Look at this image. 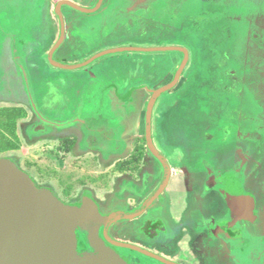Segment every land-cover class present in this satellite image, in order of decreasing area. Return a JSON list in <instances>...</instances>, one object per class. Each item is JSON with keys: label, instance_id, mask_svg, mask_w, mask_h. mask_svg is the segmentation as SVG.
I'll return each instance as SVG.
<instances>
[{"label": "rangeland", "instance_id": "1", "mask_svg": "<svg viewBox=\"0 0 264 264\" xmlns=\"http://www.w3.org/2000/svg\"><path fill=\"white\" fill-rule=\"evenodd\" d=\"M239 2H245V6H242V9H246L247 14H251L256 11L255 7L257 5L261 7L263 0H240ZM42 3L39 0H0V93H2L3 88H7L6 93L15 95L14 91L18 100H20V102L15 100L4 102L0 99V106L19 105L21 106L19 108L26 111V119L22 123L24 136H22V141L20 140L19 142L20 152L6 155V147H9L6 139H11L14 142L15 130L11 124L6 127L3 118L5 116L3 115L4 111L0 110V159L11 161L19 170L30 176L38 191H50L61 202L67 203L68 200L63 195L65 194V184H74V182L79 180L77 177H82L80 180H98L101 176L106 177L112 173L114 174L116 170L114 169L115 172L113 171V164L117 159H124L128 155V150L126 149L125 152H122V155L110 156L109 161L103 163V166H99L98 170L101 174L89 175L87 174L91 171L89 166L84 168L85 173L78 170L79 167L77 165L73 166V162L68 168L69 166L66 167L64 161H59L55 154L51 152V148L54 146L53 144L51 145L50 141L54 142L56 135L48 132H34L33 129H30L31 133L27 135L26 128L32 127L36 118L28 112L29 102L23 92L24 89L20 83L16 82L20 76L13 65L11 56L12 45L19 42V40L23 41L24 45L20 46L19 51L27 63L38 105L43 112L50 113L53 119L61 120L65 118L63 115H69L67 114V109L69 108L66 105L68 103L66 101L69 99L72 105H75L79 100L88 103L92 97L105 96V94H123L128 86L137 82L154 85L156 80L152 73H148L147 70L142 74L140 63L129 61L133 60V56L139 54L134 52L120 54L116 59L115 56L106 57L103 61L96 62L95 67L91 68L96 71L98 81H90L88 75L81 70L67 72L50 67L47 61L53 43L50 44L45 39L47 28H49L47 20L50 21V19L46 18L49 15V8L47 7L48 2ZM78 3L77 7L74 6V3L69 5L73 11L67 7L62 8V11L66 12H64L62 17H68V13L74 14L78 10H81L83 14L76 16L74 19H68V40H70V44L66 43L65 45L67 46V51L55 56V60L59 63L68 65L86 63L93 57L112 49H147L145 46L149 45L144 43L149 40L160 47L170 42L169 38L165 39L160 35L161 32L168 30L164 21L169 24L175 21L176 24L173 29L176 30L180 26H177V22L182 17L180 15L181 12L178 9L175 10V7L171 5L168 13L161 11V9L155 12L154 19L150 24L146 21V17H141L138 13L130 17L123 14V12L126 14L127 7H130L132 2H123L122 0L105 2V5L108 4L110 9L109 11L104 9L101 13L97 11L100 7L99 4L95 7H89L94 2ZM190 4L186 8L188 12L192 10L193 4L191 2ZM216 4L204 3L200 5L205 10H208L210 7H216ZM200 5L195 4V10L197 9L200 12L202 10ZM113 7H117V12L113 11ZM119 10H121V13H119ZM227 10L232 11V9ZM238 12L240 11L238 10ZM224 13L222 15L225 17L232 15V13L226 15L225 10ZM119 14L123 17L119 18L117 16ZM188 14L190 15L191 13ZM51 18L59 25L56 15H51ZM217 18L219 23H221L222 19ZM187 31L188 28H183L178 29L177 32L183 37L181 38L183 40L182 44L190 48L194 62L200 66L203 60L206 62L210 61L214 67L206 68L205 66L203 68L200 66L195 69L192 76L191 71H187L184 75L185 79L190 78L191 80L193 78L194 81H183L178 88L176 87L168 92L157 103L155 108L153 139L161 150L160 152L170 161L174 174L169 191L166 193L168 199H164L163 202L164 214L162 215L164 218H170L175 229L179 232L177 234L178 237L172 243L174 252H178L180 248L181 253L187 254L192 258L199 255L202 257V263H210L212 261L214 264H236L229 259L230 253L220 246L221 239L219 236L215 237L214 246L210 251L202 249L201 254L197 255L195 252L196 246L193 245V242H199L203 234L198 232L197 218L200 217L203 221L209 217L216 218L220 207L224 206L219 199L220 194L218 191L211 195L204 194L206 181H212L211 183L216 186L218 184L214 182L216 179L219 181V186L217 185L216 187L217 190L222 186L225 188V184H227L232 186V190L242 192L245 197L248 196V199L251 200L253 205L245 206L242 209V213L247 214L248 216H246L249 217L250 214L256 215L257 212L256 217L259 220L256 218L257 220L254 223L256 225L253 226V229H249V233L257 234L259 232L256 243L264 248V237L259 239L261 235L264 236V226L263 229L260 226L256 230L258 223L264 224V214L258 213L259 207H264V145L260 146L250 143L242 140L241 137L238 139L237 134L234 132L228 137L226 134V130H230L228 129L230 126H236L243 132L250 131L253 126V119L258 114L259 108L251 96H246V94L241 96L238 92V94L231 93V95H236L229 96L224 90L225 88L220 84L222 63L218 58V54L212 53L210 55L207 53L209 51V39L204 37L196 39L194 36L195 32L193 34L191 31ZM34 32L37 33L35 36ZM28 33L30 34L28 35ZM191 33L194 37L191 36ZM39 34L42 36L40 40ZM61 35L60 30L58 36L60 37ZM3 47L5 50H2ZM2 51L4 52L2 53ZM150 54L153 56L154 62L167 60V55ZM140 102L135 108V112L132 115L133 118L128 120L121 138L127 148H132L133 146L142 147L140 154L145 157V162L138 166L139 171L132 170L133 172H128L126 168L118 172V174L116 173L117 177H120V184L122 182L131 183L132 179L130 177L133 178L132 183L136 182L138 184H130L131 187L129 189L133 188V191L129 192L131 190H126L129 194L121 193L119 205L124 206L126 209H132L140 205L149 192L152 191V188L156 186V182L150 180V163H148L150 159L148 155L146 156L147 150L145 148V119L148 103H143L142 100ZM86 106L88 107V105ZM98 106L104 107L99 104ZM82 108V111L87 112V110H90L84 106ZM103 109L107 112L106 107ZM11 114L13 115V113ZM3 126L5 127L3 128ZM70 130H59V132L68 133ZM177 153L179 160L181 159L180 161L177 158H173L174 154ZM179 153L185 154V157L181 158ZM247 155L248 157L250 155V163L247 169L244 171L245 168L243 166L241 167V169L243 168L242 170L239 168L240 171L238 173L231 171L234 166L238 167L245 159H248ZM260 162L261 167H258L257 170V164ZM208 165L214 168V172L209 171ZM216 170L222 172L220 174L224 176L226 182L223 181V177L222 180L216 176L219 173ZM122 175L126 176L121 177ZM160 177L161 175L157 180ZM110 185L107 187L108 185L104 184L106 191L109 190ZM240 197L236 196L235 198L240 200ZM232 198L235 200L234 196ZM177 204L181 207L178 208ZM159 205L160 202L156 203V206ZM183 210H185L184 212L187 211V214L194 212L190 219L185 217L183 218V224H179L176 222V215H182ZM176 211L179 213L175 214ZM159 212L157 209L156 211L153 210L151 214L160 215ZM203 213L207 217H204ZM129 225L130 223L123 224L122 227L115 230V233L113 232L114 235L121 239H128ZM261 251L255 252L254 250L248 253L243 260L249 261L250 264H264V250ZM261 253V259L253 261L254 255H261ZM175 255L173 253L168 256L176 258L174 257ZM240 256H243V254H240Z\"/></svg>", "mask_w": 264, "mask_h": 264}, {"label": "flooded vegetation", "instance_id": "2", "mask_svg": "<svg viewBox=\"0 0 264 264\" xmlns=\"http://www.w3.org/2000/svg\"><path fill=\"white\" fill-rule=\"evenodd\" d=\"M39 1L41 2V4H43L42 2H48L47 7L49 8L48 9L49 15L46 18L50 19V21L47 20V23L49 22V25H48L49 28H47V25H46V28L48 30L46 31L47 35L45 39H46V42L51 41V43H53L52 49L49 52L50 54L48 56V61H50V55H52V58L55 61V63H59L57 60H55V56H57V54H60L61 52H64L66 23L68 22V19L73 17L71 13H68L69 14L68 17H62L64 16L63 14L65 12V11L64 12L62 11L63 10L62 8L67 7L71 9L72 7L69 5L72 3H74L75 4L74 6L77 7L79 4L78 2H94V4H92V6H89V7H95L97 4H99L100 5L99 12L101 13L105 9V6H106L105 2H118V0H39ZM122 1L132 2L130 5V8H133L135 13H138L139 16L146 17L145 18L146 21H148V23L150 24L152 20L154 19L153 17L155 16L154 14L155 12L161 9V11H165V13H168L169 6L171 5L175 7V10L178 9V11L181 12L180 15L182 16L179 19V22H177V26L178 25L180 26H178L176 30L173 29V26L176 24L175 21L169 24L167 21L163 20L164 24L166 25L165 27H167L168 30H166V32H161L160 33L161 37H164L165 39L169 38L170 41H175V42L171 43L170 45H161L160 47L159 45L148 47V48H166V47L167 48H177V49H181L182 51L161 53L163 55H167V60H164L161 62L147 61L146 63L142 64L140 63L139 59L135 60L136 63H140V67L141 65L146 67L145 69L143 67L140 70L142 71V74L145 72V70H147L148 73L149 72L152 73V76L154 77L156 82L154 83V85L142 84V86L140 87L142 88L143 91L139 90L140 92L139 94L136 93L135 91L134 93H130L128 95V102L130 104L136 103V102H137L136 104H138L140 100H144L145 98H147L146 96H149L148 103H150L151 99L153 98V92L164 86H167L168 84H171L176 79V76L180 68L183 65L185 66L183 68V72L181 76L179 77V80L176 86H180L183 80V77L188 70H190L192 74V72L193 71L195 72V69L199 68L200 66L203 68L205 66L206 68L214 67V65L210 61L206 62L205 60H203L200 66L196 64V62H194V58L192 54L190 53V48H187L185 45L182 44L183 40H181V38L183 37H181V35H179L180 33L177 32L178 29H183V28H186V29L188 28L187 32L191 31L193 34L195 32L194 36L196 39L198 38V36L209 39V42H208L209 51L207 53H209L210 55L212 53L215 55L218 54V58L220 59V62L222 63V67L220 68L222 70L221 71L222 74L220 77L221 86L223 87L225 86L243 87L245 86L243 85V83H246L252 87L264 88V51L262 50V53H261V49H256L255 52L252 50H249L250 51L249 52L247 49L241 47V55H237L234 52V49H233L234 47L231 48L234 41L237 42L238 40H243L244 38L246 39V37L252 36L253 40H256V42L264 39V0L263 2H261V7L257 5L255 7L256 11L251 14H247L246 9H242V6H245V2H239L240 0H122ZM190 2L193 4V6H192L191 12L190 11L188 12V9L186 10V8H188V6L191 5ZM204 3H210V5L211 3L212 4L217 3L216 4L217 6L210 7L208 10H205L200 5ZM195 4L200 5L202 7V10L200 12L197 9L195 10L194 8ZM227 9H232V11H228ZM71 10L73 11V9ZM224 10L226 11V15L230 13H232V15H227L226 17L223 16L222 14H225ZM238 10L240 12H238ZM113 11L117 12V7H113ZM119 13H121V10H119ZM188 13H191V14L189 15ZM51 15H56L57 17L56 19L58 20V23H59L57 33L59 35L60 30H61V34H62L60 37L59 36L57 37V40H54V41H52L53 38L51 37L53 36L52 30L56 31V24L53 23V18H51ZM117 16L120 18L121 15L119 14ZM217 17L222 19L221 23H219V19ZM73 18H76V17H73ZM192 33H191V36H193ZM29 34L30 33H28V35ZM36 34L37 33L34 32V36ZM38 36H40L39 37V40H40L42 38L41 34H39ZM174 38L175 40H173ZM23 45L24 43L21 40H19V42H16L14 45H12L11 56L13 59L12 60L13 65L15 69L19 72V76H20V78L16 82L20 83L23 86V89L26 90L27 92L25 78H24L22 69L17 64L16 58H15L16 53L18 56L20 55L19 48L20 46H23ZM2 50H5L4 47L2 48ZM183 51L186 52L187 56L183 53ZM3 52L4 51H2V53ZM62 54L64 55V53ZM247 56L251 58L252 62L248 60ZM21 60L28 74L27 63L24 60V58H21ZM213 63L215 64V62ZM248 66H251L250 68L251 70H253V72L251 73V76H247L244 79L240 78L241 76H238V78H235V76L226 74L227 71L231 67L235 68L236 71H238L239 73L241 72L246 73L247 71L246 68H248ZM28 76L30 80L31 77L29 74ZM3 82L5 81L3 80ZM142 82H144V80H142ZM30 83H31V80H30ZM145 91L148 93V95H146ZM6 92H7V88L6 89L3 88L2 93H0V99L2 101L8 102L11 100H15L17 102H20V100H18V97L14 91L13 93L15 95L13 94L11 95ZM27 96H28L27 99L29 102V108L35 114L36 112L33 108L32 101L28 93H27ZM162 96L164 95H161L158 98V100L163 98ZM2 111H4L3 113L9 112V111L11 112L20 111L21 112V110H16V108H12V109L5 108ZM77 115L79 119L82 116L81 114H77ZM4 117H6V115ZM71 121H74V119L69 120L68 122H71ZM41 124L42 123L40 122L39 124L40 127H41ZM7 126L8 125L6 124V127ZM145 126H146V119H145ZM80 136L82 138L85 137L84 133L82 132H79V134H74L71 138L72 140H69V141L66 140V142H64L61 146L58 147L57 151L55 152L52 151L54 149H52L51 151L53 152V154H55L56 158H58L59 161L61 162L64 161V163H66L67 159L71 157H75L77 154L83 155V152H81L80 148H78L79 152H77V148H75L76 145L78 147L81 146V144L79 143ZM145 141H146V133H145ZM155 147L157 148L159 153L163 155V153L160 152L161 150L159 149V147H157L156 144H155ZM135 148H134V151L137 150V149L135 150ZM145 148L147 150L146 156L148 155L150 159L149 160L150 162H148L150 163V169H149V172H151L150 180H152V182H156V186L152 188V191L149 192L148 196L141 202L140 205L132 209H126L124 206L119 205V203L121 202L119 199L121 197V193L129 194L127 193L129 190H131L129 192L133 191L132 190L133 188L129 189L131 187L130 184L132 185H138V184L136 182L132 183L133 178L130 176L128 177L132 179L131 183L122 182L120 184V179H119L120 177L119 176L117 177L116 173L118 174V172L122 171L121 170L122 164H118V163H116L113 167V171L115 172L116 170L114 174L112 173L111 175H107L106 177L101 176L99 177L100 179L98 180L96 179L95 180L86 179V181L79 180L78 185H74V184L67 185L64 188L65 194H63L68 200L67 203L70 206H81L87 200L92 201L95 207L97 208L98 213L103 216H110L111 214L117 211L129 213V212H134L136 210H139L145 204V202L149 199V197L162 184L164 176H165L164 167L150 153L147 147V141H146ZM92 151L93 153L97 154V150L94 151L93 149H91L90 153ZM138 151H140V153L142 152V150H138ZM138 155H139V158H137L138 160L133 159V161H131L130 163L131 165H129L127 169H126V166L128 164L123 165L124 166L123 168L126 169L128 172H131L132 170L139 171L138 166L142 165V163L145 162V157H143V154H138ZM174 155L175 156H173V158H177L178 161L181 160V159L179 160L178 158L179 156L178 153ZM99 156H102L101 153L100 155L93 154V157H94L93 161L99 162V158H100ZM163 157L167 160L170 166V161L164 155ZM180 157L181 158L185 157V154L181 153ZM208 168L209 170L212 169L211 167H208ZM170 170H171V178H170L169 184L167 188L165 189V191L158 197L157 199L158 201L155 200V202H153V204H151L141 216L135 219L120 220V221H117L107 226L106 225H98V226L94 225V227L98 229L99 238L108 247H110L112 250H115L117 254L119 255V257H121L125 261V264H164V263H161L157 260L146 257L132 250L115 247L110 243L109 239L138 246L154 254H157L161 256L162 258L172 263H175V264H214L212 261L210 263H205V262L202 263V257L197 254H201L202 249L204 250L207 249V251H210L212 247L214 246L213 241L215 237L219 236L221 239L220 246L223 247L224 250L226 249V252L230 253L229 254L230 260H233V262H235L236 264H243V263L250 264L249 261L245 262L243 258H240L238 256L240 254H244L247 251L251 250V249L247 250L248 247L246 246V240L244 236L250 238L251 240L252 239L254 240V237L252 236L253 234L249 233V229H253V226L256 225L254 224L255 220L257 219L259 220V218L256 217L257 212H256V215L250 214L249 217H247L248 216L247 214H246L247 216L243 214L242 209L245 206L247 207V205L249 204L253 205L251 200H249L248 197H245L242 192L240 193L238 191L232 190L231 188L232 186L227 185V184H225L226 185L225 188L222 186L217 190L216 187L217 185L219 186V181L216 179H215L216 181L214 180V182L218 183L216 184V186L214 183H211L212 181H209V180L206 181L205 188H204V194L211 195L218 191V193L220 194L219 199L222 201V204H224V206L222 205L220 207L219 214H217L218 217L216 218L209 217L205 221L200 219V217L197 218V227L199 226L197 228L198 232L203 233L199 242L197 241L193 242V245L196 246L195 252L197 256L192 258L191 256L187 254L181 253L180 248L178 252L173 251L172 243L178 237L177 234L179 232L175 229V226L172 224L171 219L164 218L162 215L164 214L163 202H164V199H168L166 197L167 195L166 193L169 191V186L172 181L171 180L172 175H174L171 169V166H170ZM217 172L219 173L216 176L220 179H222L223 177L224 180L223 179L222 180L225 181L224 176L220 174L221 172L220 171H217ZM160 175H161L160 179L157 180V178H159ZM125 176L126 175H122L121 177H125ZM104 184H107L108 185L107 187H109V185L111 184L110 185L111 192H110V188L107 191L105 190L106 187H104ZM125 186H127L128 189L125 188ZM126 190L128 191L126 192ZM106 192L107 194H105ZM233 196L234 198L236 196H239V197L241 196V197H240V200H237L236 198L235 200H233L232 198ZM158 202H160V205L156 206V203ZM180 207L181 206L178 205V208ZM157 209L158 211H160L159 212L160 215L151 214L153 210L156 211ZM263 209L264 207L262 208L259 207L258 213L261 215L264 214ZM185 210H187V208H185ZM185 210H183L182 215L178 214L179 212L177 213V211L175 212V214H178L176 215L177 223L183 224L184 222L183 218L186 217L187 219L188 218L190 219V217H192L194 211L187 214V211L184 212ZM203 216L207 217L205 213H203ZM224 222H226V224L235 222V225L226 226L222 224ZM125 223H130L128 239H121V238L116 237L114 235L115 230L119 227H122L123 224ZM260 226H264V224L260 222L257 228H259ZM76 234H77V242H78L77 250H78L79 255L81 256L94 255L96 253V250L90 244V241H89L90 234L87 231H83L81 228H77ZM237 237L238 239H235ZM236 247L238 248L236 249ZM173 253L176 254L174 256L176 258H171L168 256Z\"/></svg>", "mask_w": 264, "mask_h": 264}, {"label": "water", "instance_id": "3", "mask_svg": "<svg viewBox=\"0 0 264 264\" xmlns=\"http://www.w3.org/2000/svg\"><path fill=\"white\" fill-rule=\"evenodd\" d=\"M176 51L182 50L167 47L125 48L106 51L79 65L55 63L52 55H50V61L58 68L75 70L86 67L102 56L117 52L163 53ZM183 53L186 55L185 51ZM15 58L22 69L27 92L39 119L44 124L52 126L69 125L70 123L52 122L39 112L27 71L17 53ZM184 66L180 68L176 79L171 84L153 92V98L147 108L145 126L147 147L154 158L164 167L165 176L162 184L139 210L129 213L117 211L110 216H103L98 213L93 202L89 200L81 206H67L52 193L38 191L31 178L19 170L11 161L0 159V264H125L117 252L99 238L98 229L94 225L107 226L120 220H131L141 216L167 188L171 178V170L167 160L159 153L154 144L153 110L158 98L177 85ZM222 224L230 226L235 225V222ZM77 228H81L90 234V244L96 250L94 255H79ZM109 241L115 247L135 251L164 264H175L138 246L116 240L109 239Z\"/></svg>", "mask_w": 264, "mask_h": 264}, {"label": "crops", "instance_id": "4", "mask_svg": "<svg viewBox=\"0 0 264 264\" xmlns=\"http://www.w3.org/2000/svg\"><path fill=\"white\" fill-rule=\"evenodd\" d=\"M99 9L100 8H98L97 11H99ZM105 9H107L109 11V9H110L109 5L106 4ZM127 9L128 10L126 11V14L123 12V14L126 15L127 17H130V16L136 14L133 8L127 7ZM82 14H83V12L81 10H78L77 13L75 12L74 14H71V15L73 17H76V16H81ZM73 17L71 19H74ZM122 17L123 16H120V18H122ZM53 23L56 24L57 22L55 23L54 20H53ZM57 26L58 25L56 24V31L55 30H52L53 31L52 32V35L53 36L51 37V38H53L52 41L57 40V37H58V33H57L58 27ZM65 33H66V36H65V39H64L65 40V45H66V43L70 44V40H68V34H69L68 22L66 23ZM199 38L202 39V37L198 36V39ZM236 40H237V38H236ZM49 42L51 44V41H49ZM173 42H175V41L167 42L168 44H164V45H170ZM144 44L145 45H149V46H145V48L151 47L150 45L157 46V45H155V42L154 43H151V41H147ZM232 47H234L233 48L234 49V52L237 55H241V47L247 49L248 51L249 50H252L254 52L256 51V49H261V53H262V50L264 51V39H262L261 41H257L256 42V40H253V37L250 36V37H246V39L244 38L243 40H238L237 42L234 41L233 44H232V46H231V48ZM112 50H114V49H112ZM64 51H67V46H64ZM107 51H109V50H107ZM124 53L125 54H130V52H117V53L107 54L105 56H102V57L94 60L93 62H91L86 67L79 68V69H75V70H66V69L58 68V67L54 66L51 63V61H47L48 63L47 62L46 63L48 65L50 64L49 66L52 67L53 69L55 68V69H58V70H65L67 72H76V71H80L81 70L85 74L88 75V79L90 81H94V80L98 81L97 80L98 75L95 73L96 71L93 70V68H91V67H95L96 62L103 61V59H106V57L115 56V59H116V58H118L117 57L118 55L124 54ZM134 53H137V52H134ZM139 54H137L136 56H133L132 57L133 60H129V61L130 62H135V60L139 59L140 63H142V64L143 63H146L147 61H151V62L153 61V58H152L153 56H151L150 53H144V54L139 53ZM156 54L157 55H163L161 53H156ZM152 55H155V54H152ZM19 56L21 58H24V56L22 55L21 52H20V55ZM248 60L252 62V60H251L250 57H248ZM257 60H258V58H257ZM58 64H63V63H58ZM63 65H68V64H63ZM77 65H79V64H77ZM143 67H144V69L146 68L145 66L141 65L140 70ZM250 67L251 66H248V68H246L248 70V71H246V73L245 72L244 73L243 72L239 73L238 71H236L235 68H232L231 67L227 71L226 74L227 75L229 74V75L235 76V78H238V76H241L240 78H243L244 79L247 76H251V73L253 72V70H251ZM188 71H190V70H188ZM28 74H30L29 73V70H28ZM193 74H194V71L192 72L191 76ZM30 80H31V78H30ZM183 81L184 82H189V81H192L193 82L194 80H193V78H191V80H190V78H186L185 79V76H184L182 82ZM142 84L143 83H138L137 82L134 85L128 86L127 89H125L126 91H124L123 94H105V96L100 95V97H95V98L92 97L93 100L91 99L88 103L86 101H82L81 102V100H79V101H77L75 103V105H72L71 104V101L69 99L68 101H66V102H68L70 104V105L68 103L66 104L67 107L69 108V109L66 108L68 110V113L67 114H69V115H63L65 118H63L61 120L60 119H53V118H51L52 115L50 113L47 114L45 111L43 112L40 109V106L39 105L37 106L39 112L42 115L44 114L43 116H45L46 119H48V120H50L52 122H55V123H59V124H68V123H70L69 125H65L63 127H57V126H52V125H49V124H44L39 119V117L37 116V114L36 113L34 114L32 112V110L29 107H27L28 110H29V111L28 110L27 111L29 113H31L36 118V120L32 124V127H29V129L26 128V132L28 134L26 132H25V134L29 135V133H31V130L30 129H33L34 132H38V131H40V133L41 132H43V133L48 132L49 134L56 135V139H54V142L53 141L52 142L50 141L51 145L53 144V146H54V147L51 146L52 147L51 150L54 149L52 151L55 152V151L58 150V147L59 146H61L64 142H66V140L67 141L72 140L71 138H72V136L74 134H79V132L84 133L85 137H83V138L81 136L79 137L80 138L79 143L81 144V146L78 147L76 145V147H75V148H77V152H79L78 151V148H80L81 152H83V155H78L77 154L75 157H71V158L67 159V161L65 163V166L66 167L69 166L68 168H70V166L72 165L71 162H73L74 163L73 166L74 165H77L79 167L78 170H80L81 172L82 171L84 172V168H86L87 166H89V170H91V171H89L87 174H89V175H97L99 173L101 174V172L98 170V168H100L99 167L100 165L103 166V163L109 161L110 156H118L122 152H125L126 149L128 150V155L124 159H117L116 162L113 164V167H114V165L116 163L123 164L125 161L129 160L130 157L132 156V154L134 152H136V151H134V148L136 147L135 150L138 148V146H135V147L133 146L132 148H130V147L127 148L125 146L124 142L122 141L121 136H122V133L124 132V130L126 128V124H127L128 120L131 119V118H133L132 115L135 112V107L137 106V104H136L137 102L136 103H131V104L128 102V95L130 93H134V91L136 93H138V94L140 93L139 90L143 91L142 88L140 87V86H142ZM243 85H245V86H243V87H241V86L240 87H238V86H235V87L225 86L223 88H225L224 90H226V92L229 94V96L236 95V94H232L231 95V93H237V92L241 96L242 95H245V94H246V96L247 95L248 96H251L252 99H253V101H255L256 104H258L259 112L255 116V118L253 119V126H252V128H251L250 131L248 130L246 132H243L240 129H238L236 126L235 127L230 126V127H228V129H230V130H226V134H227V137H228V135L230 136L231 133L234 132V133L237 134L238 139L241 137L242 140H245V141H248L250 143H253V144H257V145L262 146V145H264V97H263V95H264V88L252 87V86H250L249 84H246V83H243ZM31 86H32V91H33V94H34L35 101L37 102L36 104H38V101L36 99V95H35V92H34V88H33V84L32 83H31ZM115 87H117V86H115ZM176 87L178 88L179 86H175L174 88H176ZM22 88H23V86H22ZM173 89H171V90H173ZM171 90H169L168 92H170ZM23 92H24V94L26 95V98H27L28 97L27 96V93L28 92H26L25 90H23ZM168 92H165L162 95L165 96ZM145 93H146V95H148V93L146 91H145ZM164 96H162V97L164 98ZM146 97L147 98H145L144 100H142L143 103H148V97L149 96H146ZM163 98H161V99H163ZM161 99L157 100L156 105L154 107V110H153V118H152V125H153V120H154L155 108L157 106V103L160 102ZM139 103H141V102H139ZM98 104L99 105H102L104 107H100V106H98ZM86 105H88V107ZM119 105H121V106H119ZM82 106H84V107H86L87 109H90V110H87V112L86 111H82V109H83ZM19 107H21V106H19V105H17V106H7V105L0 106V110H4L5 108H11V109L12 108H16V110H21V112L20 111H16L17 113L20 112L19 114H21V113L23 114V116L18 117L14 121V126H15L13 128L15 130L14 131V134H15L16 138H18V140L15 139V141L13 143L16 144V145H18V148L17 149H14V150H8V151H6L5 152L6 155L7 154H10V153H14V152L15 153L16 152H20L19 142H20V140L22 141V136H24L23 135L24 129L22 127V123L26 119V111L23 110L22 108H19ZM105 107L107 109V112H106L105 109H103ZM77 114H81L82 115L80 119H79V117H78ZM3 118H4V121H5V123L7 125H9V124L12 125V122L10 120H8L7 117H4L3 116ZM72 119H74V121L68 122L69 120H72ZM40 122L42 123L41 124V127L39 126ZM4 127L5 126H3V128ZM65 129H71V130L68 131V133H64V132L63 133H60L59 132V130H65ZM54 130H56V131H54ZM12 134H10V135H12ZM154 143H155V141H154ZM91 149H93L94 151L97 150V154H99V155L101 153L102 156H99L100 157L99 158V162H94L93 161L94 160L93 154H95V155H97V154L96 153H93V151L90 153ZM246 157L248 159H245L244 162H242L241 164H239L238 167L237 166H234V168L231 171L238 173L240 170L243 169V168L241 169V167H243V166L245 168L244 169V171H245L247 169V167L249 166V163H250L249 162L250 155H249V157H248V155ZM208 167H212V166L211 165H208ZM258 167L259 168L261 167V162L257 164V170H258ZM239 168H240V170H239ZM209 171L210 172H214V168L213 169H210ZM77 178L79 180L82 179V177H77ZM173 179H174V175H172V179L171 180L173 181ZM31 180L33 181L32 178H31ZM79 180H77V182H74V185H78L79 184ZM172 181H171V183H172ZM241 182H242V179H241ZM65 185L67 186L69 184H65ZM46 192H50V191H46ZM50 193H52V192H50ZM62 203L65 204V205H67V206H70L69 204H67L65 202H62ZM259 206H261V205L259 204ZM262 207L263 206H261L260 208H262ZM261 227L263 229V226H261ZM257 229L258 228H256V230ZM263 232H264V230H263ZM257 234H259V232ZM257 234H255V233L253 235L251 234L254 237V240L253 239L251 240L250 238L244 236L245 240L248 242V243L246 242V246L248 247L247 250L248 249H251V250L250 251H247L246 253L243 254V256H242L243 259L245 257H247L245 255H247L250 252H253L254 250H255V252H258V251L259 252H262L261 251V250H263L262 246L256 243V238H258L257 236H259ZM261 237H264V236L261 235L259 239H261ZM250 244H252V245H250ZM237 248L238 247H236V249ZM238 257L242 258L240 255ZM261 257H262V253H261V255L260 254L259 255H254L253 261H257V260L259 261L261 259Z\"/></svg>", "mask_w": 264, "mask_h": 264}, {"label": "trees", "instance_id": "5", "mask_svg": "<svg viewBox=\"0 0 264 264\" xmlns=\"http://www.w3.org/2000/svg\"><path fill=\"white\" fill-rule=\"evenodd\" d=\"M11 113H13V115H12ZM4 114L6 115L7 119L10 120V121L12 122V126H14V121H15L18 117L23 116L22 113L19 114V113H17V112H11V111H9V112H5ZM13 137L17 140V138H16L15 135H14ZM6 140L8 141V146H9V147H6L7 150H5V151H8V150H14V149H17V148H18V145L14 144L13 141H12L11 139H6ZM142 149H143L142 147H138L137 150H136V152H134V153L132 154V156L130 157V159H129L127 162H124V163L121 165V170L124 169V168H123V167H124L123 165H125V164H128V165L126 166V168H128L129 165H131L130 163H131V161H133V159L138 160V159H137V158H139V155H138V154H140V151H138V150H142Z\"/></svg>", "mask_w": 264, "mask_h": 264}]
</instances>
